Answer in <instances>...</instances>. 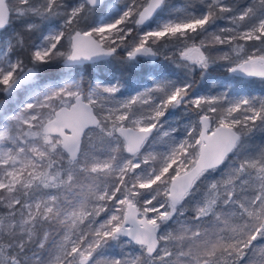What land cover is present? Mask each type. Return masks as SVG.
<instances>
[{"label": "snow or ice", "instance_id": "obj_1", "mask_svg": "<svg viewBox=\"0 0 264 264\" xmlns=\"http://www.w3.org/2000/svg\"><path fill=\"white\" fill-rule=\"evenodd\" d=\"M0 97V264H264V0H0Z\"/></svg>", "mask_w": 264, "mask_h": 264}, {"label": "rangeland", "instance_id": "obj_2", "mask_svg": "<svg viewBox=\"0 0 264 264\" xmlns=\"http://www.w3.org/2000/svg\"><path fill=\"white\" fill-rule=\"evenodd\" d=\"M55 74H56V71H52V72H51V75L54 76Z\"/></svg>", "mask_w": 264, "mask_h": 264}, {"label": "trees", "instance_id": "obj_3", "mask_svg": "<svg viewBox=\"0 0 264 264\" xmlns=\"http://www.w3.org/2000/svg\"><path fill=\"white\" fill-rule=\"evenodd\" d=\"M52 71H57L56 69H53ZM0 99H3V97H0Z\"/></svg>", "mask_w": 264, "mask_h": 264}]
</instances>
